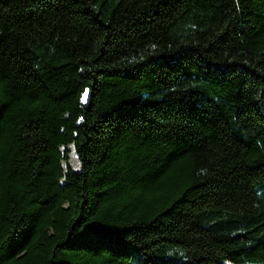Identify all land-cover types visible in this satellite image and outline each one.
<instances>
[{
  "label": "trees",
  "instance_id": "trees-1",
  "mask_svg": "<svg viewBox=\"0 0 264 264\" xmlns=\"http://www.w3.org/2000/svg\"><path fill=\"white\" fill-rule=\"evenodd\" d=\"M0 264H264V0H0Z\"/></svg>",
  "mask_w": 264,
  "mask_h": 264
},
{
  "label": "rangeland",
  "instance_id": "rangeland-1",
  "mask_svg": "<svg viewBox=\"0 0 264 264\" xmlns=\"http://www.w3.org/2000/svg\"><path fill=\"white\" fill-rule=\"evenodd\" d=\"M86 99V97L84 96V100ZM69 158L70 160L68 162L63 163L64 167L66 166H70L73 169H77L78 165H77V160H76V155L74 152L73 147H69ZM63 151H65V149H63Z\"/></svg>",
  "mask_w": 264,
  "mask_h": 264
},
{
  "label": "snow or ice",
  "instance_id": "snow-or-ice-1",
  "mask_svg": "<svg viewBox=\"0 0 264 264\" xmlns=\"http://www.w3.org/2000/svg\"><path fill=\"white\" fill-rule=\"evenodd\" d=\"M87 96V92H85V97Z\"/></svg>",
  "mask_w": 264,
  "mask_h": 264
}]
</instances>
